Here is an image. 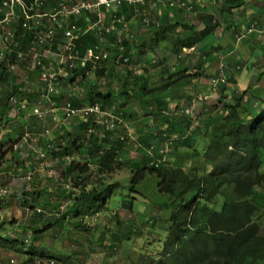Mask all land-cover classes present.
<instances>
[{
  "label": "trees",
  "instance_id": "16d2710c",
  "mask_svg": "<svg viewBox=\"0 0 264 264\" xmlns=\"http://www.w3.org/2000/svg\"><path fill=\"white\" fill-rule=\"evenodd\" d=\"M181 1L192 6L193 14L198 10L196 1ZM167 2L166 9L157 7L162 14H156L154 9L152 10L156 16L149 25L138 19L136 36L134 33L132 39L121 36L124 39L122 44L125 55H130V59L134 54V59L139 60L137 55H143L149 50L154 52L155 48L163 46L168 55L175 54L179 59L171 69L167 64L162 65L159 67L158 77H153V80L150 77L134 75L135 81L131 82L129 77H118L117 73H113L116 65L114 58L119 52L116 42L119 37L114 31L110 34L111 38H106L108 44L102 40L99 42L98 38H103L104 33H99V36L85 35L81 37V44L85 48L98 44L109 52V61L113 64L109 70L116 75L119 90L116 91L112 86V77H109L103 86L90 83L84 77L85 70L74 73L78 77L66 79L84 83L83 87H86L81 89L85 92L84 98L88 104L99 103L105 107L108 102H113L117 108H123L130 102H135L140 103L144 110L151 109L149 114H153V126L145 123L143 133L138 136L143 137L148 145L156 144L154 159L158 160V163L157 166L147 161L141 164L130 163L133 169L130 167L129 190L132 194L150 198L154 207H157V217L162 210L167 214L164 219L156 221L153 218L150 221L152 229L156 230V234L161 232V235L153 240L152 248L148 251L150 253L139 264H260L264 261V234L261 233V225L255 217L260 207L254 195V188L258 186L264 190V173L261 171V151L264 149V94H259L256 87L251 85L240 91L235 86L237 79L232 74L224 77V81L219 83L218 86H223L222 90L226 89L228 93L218 92V99L210 106L209 112L206 113L208 106L204 103L195 116L175 114V109L189 106L195 98L196 82L201 78L208 79V83L211 80L202 65L196 68L182 65L181 58L189 56L186 53L183 55L182 48H196L200 43H206L216 30L218 22L213 23L210 14H201L199 18L196 17V21L191 22L180 14L183 12L182 8L174 10V7L169 6L168 0ZM116 8L118 16L127 20L132 15L133 9L129 4H121ZM84 16H88L87 20ZM94 19L87 14L78 18L72 17L70 21L82 29L87 21L93 22ZM15 35L14 40L5 49V56L0 59V165L6 160L11 161L12 165L14 158H17L15 163L28 160L27 163L32 165L30 158L19 159L20 156H16L19 150L17 143L25 131L21 130L24 125L19 122L15 127L11 126L10 131H3L5 126L12 122L9 113L14 107L10 104V98L16 96L22 99L17 93L23 84H6L9 83L10 76L17 77L16 74L13 75L16 67L18 70L25 68L22 66V59H17L12 48L16 42H22V38L29 37L21 31ZM56 38L60 39L58 35ZM78 46L81 50L85 49L79 44ZM163 58L168 59L167 54ZM147 62L150 64L151 61ZM10 63L13 64V69L10 68ZM160 64H163L162 61ZM126 66L123 70L136 74ZM152 66L157 67L153 64ZM104 68L102 63L99 69ZM170 104H173V108H169ZM74 105L79 106L78 100H74ZM167 109L170 110L169 115L161 112ZM113 112L117 117L120 114L119 109ZM124 114L129 116L128 111H124ZM201 115L205 116L198 117ZM76 116L71 117L72 121L68 123L70 131L65 128L63 133L68 139L62 143H57L58 140L44 141L42 146L45 156L61 165L63 170L60 176L64 177L72 188L56 191V201L60 203L58 197L62 196L67 200L65 212L54 221L45 220L42 213H36V218L25 225V229H30V238L23 235L11 237L9 225L12 223L2 220L0 215V248L7 251L6 253L10 250L25 252L30 255L29 261L35 256L42 260L44 257L63 260L62 254L54 257L46 252L50 249L45 251L43 246L34 245V242L51 227L63 225L67 218H83L103 212L111 201L117 182L108 183L100 173L107 168L111 173L125 168L126 159L124 160L121 154L117 156V153L124 148L133 150L132 145L128 138L125 141H119L117 138L109 140L113 132L110 136L105 134L104 137L87 134V122ZM100 125H96L99 134L104 129ZM132 128L135 130L133 134H138V129L134 126ZM78 129L85 131L88 138H81L78 133H73ZM12 130L17 132L15 137L12 136ZM160 133H168L172 137L170 150L165 154L159 152L161 146H164ZM196 142L198 147L203 146L202 151ZM48 144L52 145V148ZM95 149L97 153H93ZM72 151L87 156L86 160L78 161ZM90 164L97 166L100 175L93 185L88 182L92 173ZM33 182H29L31 192L35 190L32 189ZM227 187L231 189L229 194L223 191V188ZM131 197L135 199L137 196ZM29 200L23 198L22 204L27 203L33 210L37 200ZM132 203L130 199L125 204L122 202L121 205L124 206L120 207L131 210ZM113 220L116 225L120 224L116 214L113 215ZM119 229L117 232L120 235Z\"/></svg>",
  "mask_w": 264,
  "mask_h": 264
},
{
  "label": "rangeland",
  "instance_id": "374dc122",
  "mask_svg": "<svg viewBox=\"0 0 264 264\" xmlns=\"http://www.w3.org/2000/svg\"><path fill=\"white\" fill-rule=\"evenodd\" d=\"M204 2H205L204 5L209 8V11H211V13H213L212 15H210V17L214 21H218L220 23L221 21L219 20V18L221 19V17H220L219 6L216 3L212 5L210 3L207 4L208 0H204ZM199 15H201L199 12L195 13L194 15L189 17L190 21L191 22L196 21V17L199 18ZM154 18L155 16L153 14L152 19ZM235 34H237V31L233 29L231 33V37L234 38ZM212 38L213 36L211 37V39ZM211 39L208 40V44L211 42ZM227 41L229 42V40ZM227 43L226 41L224 42L223 44L224 47L228 45ZM241 45L242 42L238 44V48H237L238 50L239 47H241ZM29 46L32 47V43H29ZM15 47L17 49L15 50L16 54L20 55L22 53L23 55L22 66H24L25 68L24 69L20 68L18 70V68L16 67V69L13 70V75L17 74L18 77H15L17 79L11 76L9 77V83L6 82L5 83L10 86L15 85V82L18 80L19 77L23 78L24 76H27L28 72H32L29 70L30 67L33 70L37 68L36 66L33 67L34 59L29 55L27 47H21L20 44ZM41 49L42 48L39 49V52ZM50 50L51 52L56 51V49L52 47ZM203 50L204 49L201 48L196 49V51L199 52L197 55H200L202 57L203 55L210 53V49L202 52ZM164 52H167L166 49H164ZM53 53L56 54V52ZM182 53L183 55H185V53L188 54L191 52L189 51L186 52L182 48ZM48 55L55 58V56L51 55V53H49ZM159 57L158 56L152 57L153 61H151L150 64H147L148 63L147 61L143 63V65H146L147 67L141 66L142 68L146 67V69L150 71L149 77H154V74H158L159 67H161L162 65L167 64L170 66L171 69L173 67V64L176 61H179L178 57L172 53H170L169 59H164ZM191 58L192 56L190 57V55L189 57L183 56V58H181L182 63H185ZM181 60L179 63H181ZM160 61H162L163 64H160ZM216 61L217 62H214L213 64L217 63L216 68L218 69L220 67H229L228 61H226L224 58L222 59L220 58L219 60ZM240 61L241 59L239 60V62ZM221 62H223V65L221 64ZM242 62H244V60ZM138 63L141 62L139 60L133 59L129 66H133ZM246 63H248V61ZM152 64L156 65L157 67H153ZM248 66L249 65H247V67ZM120 67H124V66L120 65ZM177 67L178 65H176V68ZM245 69L246 66L242 67L241 70L238 71L240 77H241V73H243L242 74L243 77L240 79L239 77H236L237 83L235 86L238 87L237 89L241 91L242 89L246 88L248 85H251L256 87L257 92L259 94H264V65L258 68L257 74L253 76H250L251 73H247V75H245L244 74ZM247 70L251 71V68L249 67L247 68ZM86 73L87 72L85 70V74ZM232 74L234 75L235 72L233 71V73H231L230 75ZM215 77H219L220 79L223 80H220L214 86H212V84H209L211 83V80L208 83V79L206 78L200 79L202 82H204L203 84L205 85L206 91L208 90V88L213 89V90L211 89L212 93H209L210 91L208 90V93L211 94L210 97L209 95H206L204 98L202 97L204 100L202 103L205 104L207 103L208 106L206 113L211 110L210 106H212L213 102H215L218 99V95H219L218 92L220 93L225 92V94L228 93L226 89L222 90L223 86L220 87L218 86L220 82L224 81L225 76L218 75ZM66 78L67 77H59V79L56 82V86L58 87L59 92L52 93L51 91H48L49 98L53 100L55 103L58 102V104H60L61 100H63L71 92L74 93V100L81 99V102H78V104L82 103L81 106L89 105L88 103L85 102V98H84L85 92H82L81 87H79L80 85L76 83L77 81L72 83V81H69V79ZM212 78L213 76L211 77V79ZM29 83L32 85L33 80H29ZM79 83L83 84L81 81H79ZM22 87H27L26 90L23 88L27 93L33 90V87H31L28 83L26 84L23 83V85L18 89L19 93H21ZM40 87H42V85H40ZM100 88L103 89V87ZM178 90L180 91V88ZM197 96L201 97V95H197ZM24 102L27 106L26 109L24 110V114L25 115L33 114L32 107L34 106L35 103L28 100L27 98L24 99ZM199 102L201 101L195 100L194 116L200 110ZM112 103L113 102H108V104L106 103L107 106L105 107L103 106V108L107 111V113H112L114 115L117 114L113 111L115 109H119L120 112L119 116L121 117L120 118L121 120L119 118L118 119L120 121L119 123H121L120 124L121 127L123 126L124 129L126 130L128 129V127L134 130L132 128V125L139 130L145 128L144 121H142V118L145 117V115L143 114V112L137 113V110L135 112V109H138V105L135 102H130L127 106L123 108H117L116 104H112ZM172 105L173 104H170L169 106L171 107ZM182 107H188V105L186 106L184 105ZM47 108H50V105L46 107V110ZM124 111H128L129 116L125 115ZM13 112L9 113V115H13ZM46 115L47 116L44 119L42 118L36 119L34 121L35 124L33 125L32 129L30 128L24 129L25 131H23V135L17 143L18 144L17 147L19 150L17 151L16 156H20L19 159H22L23 157H24L23 159L30 158L29 160H31L32 165H30V163H27L28 160H25L23 162L19 161L15 163L16 161L15 159L17 158H14V164L12 165H11L12 162L7 160L2 165H0V175H1L0 186L6 187L7 190H9V192L6 193L5 196H0V206H1L0 215L2 216L1 218L2 220L11 221L12 224L9 225V235L11 237L13 236L17 237V235H23L30 238V233H31L30 229L28 228L25 229V225L30 224L31 220L36 218L34 216L36 213L39 214L42 213L44 215L42 218L51 221H54L58 217H61L62 213L65 212L67 200L66 198H64V196H62V197H58L60 198L59 199L60 203L56 201L57 199L56 191H61L62 188L64 189L66 188V190L72 189L69 186V182L65 181L64 177L60 176L63 170V168L60 167L61 165H59L56 160H52L46 157L45 152L43 151L42 148L44 141L56 142L58 140L57 143H62L64 142L62 141V139L64 140L66 138L68 139V136H65L62 133L61 129H62V125L65 127L67 126V122H69L71 118L64 117L59 112L57 115L58 119L56 121H52L51 113L47 112ZM204 116L201 115L198 117H204ZM76 117H78L79 119L85 118L80 114ZM87 124H88L87 127L91 126L90 122H88ZM69 127L70 126L67 127V130L70 131ZM5 128L6 129H3L4 132L10 131L11 124L5 126ZM86 131H87L86 133L89 134L87 129ZM114 131L115 129H108V133L106 135L110 136L111 133ZM25 132H27L26 136H25ZM1 133L2 132H0V134ZM73 133H78L77 135L80 136L81 138H85V139L88 138V135L85 133V131L81 132L80 129L74 131ZM16 135L17 132L12 130V136L15 137ZM160 135H162V133H160L159 136ZM168 135H169L168 137V142H169V140L171 139V135L170 134ZM60 138H62L61 141L59 140ZM108 139L112 140L114 138H108ZM196 143L198 147V142ZM89 144L92 143L89 142ZM203 144H205V142ZM155 145L156 144L153 145V148H150V145H148V143L146 144V140L140 136L138 138V144L137 146H135V149L134 146H132L133 150L124 148V150L123 149L119 150V152L117 153V156L121 154V157L124 160L126 159L124 161L126 165L125 168L121 170L113 171L112 173L109 172V169L107 168L105 171L100 173V175L103 176L108 183L117 182V186L115 187L116 189H114L113 195L111 196V201H109L108 206L105 208L103 212H99L93 216H87L83 218L82 217L67 218L66 222L63 225H56L51 227V229L46 230L43 233V235H41V237L34 242V245L43 246L44 247L43 249L45 251L50 249V251H46V252L51 253V255L54 257L58 256V254H62L63 260L57 258H49V257H44L42 260L41 258L39 259V257L35 256L32 258V261H29L30 255H28L25 252L10 250L8 251V253H6L7 251H4L2 248H0V264H135V262H138V264L141 263L142 259L145 258L148 253H150L148 251L152 248L153 240L157 238L159 235H161V232H158V234H156L155 232L156 230L154 231L152 229L150 221L153 218L156 221H159V219H164L167 212L165 210H162L161 213L159 214V217H157V213H158V211L156 210L157 207H154L155 205L149 197H148L149 199H146L138 194L130 193L128 179L131 175L132 167L129 164L136 162L141 164L145 161L150 163L152 161H155L154 159L155 157L154 149H156ZM164 148H165L164 146H161V149L163 150L161 151L159 150L160 152H163V154L166 153V152L164 153V151H166V148L165 149ZM198 148L200 149V151L203 150V146H199ZM168 150H170L169 146L167 148V151ZM94 151L93 153H97L96 149ZM39 152H44L43 158L38 157L40 155ZM72 152H74V156L76 157L75 159H77L78 161L83 162L86 160L85 157L87 156L83 154L80 155L76 151H72ZM12 155L14 154L12 153ZM7 157H9V155ZM261 160L263 161L261 171L264 173V149L261 151ZM90 167L92 173L88 179V182L92 183L93 185L96 182V179H98L100 175L98 173L96 165L90 164ZM30 180L34 181L33 182L34 187L32 186V189H35L34 192H31V190H29ZM37 190L41 192L38 193ZM223 191L229 194L231 189L227 187V188H223ZM129 195L137 196V197H135V199H132V197ZM254 195L260 207L259 210H257V212L255 213V217H257L261 225V233L264 234V190L258 186H255ZM23 198H28L30 199L29 201L35 199L37 200V201L35 200L36 203L34 204L35 207L33 208V210L31 207L28 206L27 203L24 205L22 204ZM130 199L133 202L131 210L120 207V206H124L121 205L122 202L125 204ZM115 214L120 221L119 225H116L113 220V215ZM117 229H119L120 235L118 234ZM152 253L153 251L151 252V254ZM11 260H13V262ZM260 264H264V261L261 262Z\"/></svg>",
  "mask_w": 264,
  "mask_h": 264
},
{
  "label": "built area",
  "instance_id": "2783aa9c",
  "mask_svg": "<svg viewBox=\"0 0 264 264\" xmlns=\"http://www.w3.org/2000/svg\"><path fill=\"white\" fill-rule=\"evenodd\" d=\"M47 0H31L27 3L25 0H0V25L2 26L1 44L3 48H0V59L5 56V46L11 43L15 38V33L19 31L23 32V35L29 37L32 47L29 46V52L32 54L33 67L39 69L40 80L44 83L43 89L39 93L37 103L32 107L33 114H26V116L33 115L37 119H44L47 112L51 113V120L56 121L58 119V113L60 112L64 117L71 118L75 115H81L90 120L91 126L87 127L89 134H99V128L96 125L108 129H116L119 126L120 117L107 113V111L99 104H89L86 106L74 105V93H69L61 103L54 102L48 96V91L52 93H58L59 89L56 86V82L59 77H72L74 73L80 70L96 69L103 60H109V52L98 44H92L81 50L77 44V40L85 32L89 30L97 31L98 33H108L111 28L117 24L122 26L124 30L128 29L129 21L122 16H118L116 11L117 6L121 4H129L133 8V14L137 16L145 25H149L153 16V7L150 3H155L156 0H56L54 6L50 11L40 9L44 6ZM169 6L179 7L187 12H192V6L186 4L181 0H168ZM115 9L114 11L112 9ZM19 12H21L19 14ZM105 13V16H103ZM86 14L95 15L93 22L80 29L71 22L70 19L80 17ZM18 19V24L11 29L10 25L13 21ZM253 27H249L247 32H250ZM60 33V39L56 38V35ZM22 35V34H21ZM20 35V36H21ZM19 37V36H18ZM130 38L133 34L129 35ZM29 42V43H30ZM60 43L56 48V52H51V47L54 44ZM121 38L117 39V45L119 46L114 63L116 65H123L130 63V55H125V48L122 44ZM19 42H16L15 46ZM42 48L39 52V49ZM32 49V50H31ZM185 51H190L192 48H183ZM54 55L55 58L48 55ZM23 58L22 53L17 58ZM10 68L13 69V64L10 63ZM220 80L219 77L211 79V83L216 85ZM105 83V81L103 82ZM63 98V97H62ZM198 101H204L202 97H197ZM10 104L14 107L15 113L24 112L26 104L24 100L19 99L16 96L10 98ZM50 105V108L46 107ZM195 99L189 107H179L175 111L176 114L192 117L194 116ZM46 110V111H44ZM163 114H170V110H162ZM119 118V119H118ZM121 120V119H120ZM149 126H153V122L149 123ZM131 129L122 130L118 135L120 141H125L127 138L132 146L138 144V134L134 133ZM27 132H25L26 136ZM168 133H162L163 145L166 148L172 141V137L168 142ZM126 135L128 137H126ZM166 136V137H163ZM154 143L150 145L153 148ZM48 146L52 148V145ZM156 146V145H155ZM164 148V149H165ZM160 151L163 149H159ZM159 151V152H160ZM163 154V152H160ZM40 158L44 157V152H39ZM157 166L158 160L152 161ZM1 178V175H0ZM6 187L0 186V196H5L8 193ZM13 262V260H11Z\"/></svg>",
  "mask_w": 264,
  "mask_h": 264
},
{
  "label": "crops",
  "instance_id": "0c3cea01",
  "mask_svg": "<svg viewBox=\"0 0 264 264\" xmlns=\"http://www.w3.org/2000/svg\"><path fill=\"white\" fill-rule=\"evenodd\" d=\"M25 1L27 3L31 2V0H25ZM193 1L194 2L196 1V4L198 5V10L195 13L199 12L200 14H205V13L210 14V15L213 14V13H211V11H209V8L204 5L205 4L204 0H193ZM55 2H56V0H47L45 2L44 6L40 10L41 11H44V10L50 11L52 9V7L54 6ZM166 2H167V0L166 1L165 0H156L154 4L153 3H150V4H151V7H153L156 14H162L157 9V7L159 6V9H166L165 7L167 6V3H168V2L167 3ZM209 3L211 5L216 3L219 6V9L222 10V13H220L221 19L219 18V20L221 22L219 23L218 21H214L212 19L213 23H217V22L218 23H217L216 30L209 37V39H211V37L213 36V38L211 39V42L209 43L210 45L208 44V41H207L206 43H200L198 45V47H196V48L192 46L191 47L192 50L189 51L191 53H188L190 55V57L192 56V58L189 59L188 61H186L185 63H183V65L189 66L190 68L193 66L196 68L197 66L202 65V68L206 69L205 73L209 77L216 76L217 74L218 75H224L225 77H228L234 71L235 72L234 76L239 77V79H240L243 77V75H242L243 73H241V77H240L238 74V71L241 70V68L244 66H246V69L244 70L245 75H247V73H251L250 76L256 75L258 72L257 69L262 67V65H264V0H208L207 4H209ZM175 9H179V7H174V10ZM112 10L114 11L115 9L113 8ZM182 11L183 12L180 14H183V16L188 17V18L195 14V13L193 14V12H187L184 9ZM114 12L117 13V8H116V11H114ZM20 13L21 12H19V14ZM156 14H155V16H156ZM82 16H80V17H82ZM89 16L92 18H95V15H93V14H89ZM103 16H105V13H103ZM84 17H86V20H87L88 16H84ZM138 19L139 18L133 14V10H132V15L128 18V20L126 19L127 21H129V26H128L127 30H124L121 25L117 26V24H115L108 33L103 32L104 33V35H102L103 38H100V37L98 38L100 40L99 42H101V40H102L103 42L108 44L109 42L106 38H108V39L111 38L110 34L114 31L118 35V37L121 38L123 41H124V39L122 38L121 35H125L127 38L132 39L129 37V35L130 34L134 35V33H135V36H136V28H137L138 22H139ZM17 24H18V19H16V21L15 20L13 21V23L10 25V28L15 29L14 27ZM88 24H89V22L87 21L85 26H83V28H85ZM228 27H230V28H228ZM249 27H253V28L250 32H247ZM233 29H235V31H237V34H235L234 38L231 37V33H232ZM2 32H3L2 26L0 25V40H1ZM88 34H96L98 36L101 35L97 31L89 30V31L85 32L83 35H81V37L88 35ZM105 34H106V37L104 38ZM57 35L60 38V33H58ZM81 37L76 42H77V44L80 45V47L85 48V46H82V44H81L83 41V39ZM227 40H229V42ZM21 41L22 42H19L21 47H27L28 48L30 40L28 38H22ZM225 41H226V43L228 42L227 43L228 45H226V47H224V45H223ZM116 42H117V40H116ZM240 42H242V45H241V47H239V50H240L239 51L237 48H238V44ZM59 44H60L59 42L54 44L52 48L56 49L59 46ZM0 48H3V45L1 44V42H0ZM199 48L204 49V51H207L210 49V53L209 54L207 53L206 55H203L201 57L200 55H197L199 52L196 51V49H199ZM5 49H7L6 46H5ZM216 49H218V50H216ZM12 50L15 52V50H17V49L15 46H13ZM163 50H164V47L159 46L158 48H155L154 52L149 50L147 53H145L143 55H140V56L137 55V58L139 59V61L141 63L135 64L133 66H129L130 63L127 66L123 65V66H126L129 69H131L136 74L127 73L125 69L124 70L122 69L123 67H120V65L114 66L115 72H113V73H117L118 77H129V80L131 82L135 81V79L133 78L134 75H137L136 77H149L150 71H148V69H146L147 66L143 65V63H145L147 60L153 61L152 57H154V56H158V57L160 56L159 58H163L164 56H166V53H167V56L169 59L170 55H168V52H164ZM28 53L32 57V54L29 52V48H28ZM133 53H134V50H133ZM135 54H136V52H135ZM239 55H241V56H239ZM16 56H20V55L16 54ZM134 58H136V57L133 54L131 61ZM220 58L221 59L224 58L226 61H228L229 67H220L219 69L216 68L217 63L216 64H213V63L217 62L216 60H219ZM17 59H19V58H17ZM21 59H22V61H21V63H22L23 58H21ZM240 59H241V61L239 62ZM243 60H244V62H242ZM247 61H248V63H246ZM102 63L105 66V68L99 69L102 67ZM212 64H213V66H212ZM221 64L223 65V62H221ZM245 64H247L249 66L247 67V65H245ZM112 65L113 64L111 63V61L103 60L100 63V65H98L99 68L97 67L96 69L90 70L89 72L86 73V75L84 77L90 83H98L99 86L105 85L106 80L109 77H112V80H113L112 86H114L116 91H118L119 90V88H118L119 83L116 81L117 79H115L116 75H113L112 71L109 70V69H112ZM141 66H146V67L142 68ZM249 67L251 68V71L247 70V68H249ZM227 68H229V69H227ZM29 70L32 72H28L27 76H24L23 78L19 77L18 80L15 82V85L16 84L21 85L23 83H25V84L28 83L31 87H33V90L30 91L29 93H27L25 91L27 87H24L25 90L22 88L21 93H17V95H20V98H22V100L27 98L28 100H30L36 104L38 97H39V93L42 90L44 83L40 80L39 69L33 70L30 67ZM98 70H100V72H98ZM118 71H119V73H118ZM101 73H103L105 76H103V74H101ZM15 76L18 77L17 74ZM74 76L75 75H73L72 77H74ZM75 77H78V76H75ZM154 77H158V74H154ZM15 79H17V78H15ZM150 79L153 80V77H150ZM29 80H33L32 85L29 83ZM36 81H37V83H36ZM104 81H105V83H103ZM74 82L75 81H73L72 83H74ZM203 83L204 82H202L201 80H199L198 82L195 83V85H196L195 86V95H194L195 100H197V97H198L197 95H201V97H203V98L206 95H209V97L211 96V94H209V93H212L211 92L212 88L211 89L208 88V90L210 91L208 93V90L206 91L205 85ZM37 84H39V85H37ZM78 84L80 85L79 87H82V88L86 87V86L83 87L84 83L81 84L78 82ZM40 85H42V87H40ZM81 90L83 91V89H81ZM193 100L191 101V104H192ZM208 100H209V98H208ZM78 102H81V99H78ZM199 103H200V105H199V108H200V106L203 105L204 103H202V101ZM79 105H82V103ZM137 105H138V109H135V112L137 110V113L143 112V114L145 115V117L142 118V121H144V125H145V123L147 125V123H150L152 121L154 122L153 114H149L151 109L144 110L143 108H141L142 106L140 103H137ZM13 111L14 110H11L10 113ZM166 115H169V114H166ZM11 116H12L11 117L12 122L10 123L11 126L15 127L19 122H21V125H24L22 127L23 129H26V128L32 129L33 124H34L33 121H35L37 119L33 115L26 116L24 114V112H20L18 114L13 112V115H11ZM13 118H14V120H13ZM165 118H167V117H165ZM80 120L83 122H87V123L90 122V120L85 119V118H80ZM69 122H67L66 127L62 125V129H61L62 133L65 132V128L67 129ZM14 123H16V124H14ZM120 124L115 129V131L112 133V135L109 138H114V139L117 138L118 139V135L124 129V127L123 126L121 127ZM71 127H72V125H71ZM128 129H131V128L128 127ZM124 130H126V129H124ZM143 130H144V128L141 131H139V129H138L137 130L138 135L142 134ZM132 131H134V130H132ZM107 133H108V131L104 128L102 133H100L98 135L100 137H104L105 134H107ZM59 135H61V134H59ZM62 141H65V140L62 139Z\"/></svg>",
  "mask_w": 264,
  "mask_h": 264
},
{
  "label": "clouds",
  "instance_id": "9594fccd",
  "mask_svg": "<svg viewBox=\"0 0 264 264\" xmlns=\"http://www.w3.org/2000/svg\"><path fill=\"white\" fill-rule=\"evenodd\" d=\"M169 108H173L172 106L171 107H169ZM176 110V109H175ZM176 111H174V113H175Z\"/></svg>",
  "mask_w": 264,
  "mask_h": 264
},
{
  "label": "bare ground",
  "instance_id": "6f19581e",
  "mask_svg": "<svg viewBox=\"0 0 264 264\" xmlns=\"http://www.w3.org/2000/svg\"><path fill=\"white\" fill-rule=\"evenodd\" d=\"M184 48V47H183ZM186 48H191V47H186Z\"/></svg>",
  "mask_w": 264,
  "mask_h": 264
}]
</instances>
